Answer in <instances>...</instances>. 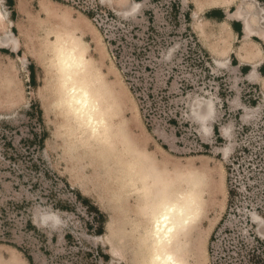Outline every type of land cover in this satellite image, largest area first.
Returning a JSON list of instances; mask_svg holds the SVG:
<instances>
[{
    "label": "rangeland",
    "instance_id": "rangeland-1",
    "mask_svg": "<svg viewBox=\"0 0 264 264\" xmlns=\"http://www.w3.org/2000/svg\"><path fill=\"white\" fill-rule=\"evenodd\" d=\"M64 44L100 104L115 80L98 133L60 100ZM169 190L202 204L184 264L264 241V0H0V264H153Z\"/></svg>",
    "mask_w": 264,
    "mask_h": 264
},
{
    "label": "bare ground",
    "instance_id": "bare-ground-1",
    "mask_svg": "<svg viewBox=\"0 0 264 264\" xmlns=\"http://www.w3.org/2000/svg\"><path fill=\"white\" fill-rule=\"evenodd\" d=\"M243 24L244 33L249 37L252 31L246 17ZM13 45L17 46L14 40ZM82 61L83 57L76 53L73 46L64 44L57 53V64L63 72L59 97L78 123L94 134L98 133L99 127L104 125L106 120L107 114L104 111L106 104L109 105L105 102L106 95L109 96L111 93L114 96L118 92L113 77L106 78L101 91L97 90L104 101L103 105L100 104L83 81V76L74 78L76 71L82 69L84 64ZM105 84L110 87L107 92ZM157 196L146 218L150 259L153 260V264H184L187 250L185 237L195 217L200 215L202 204L198 203L192 191L189 195H182L180 191L172 193V190H169L167 195L157 192ZM16 261L10 258L6 262L17 264Z\"/></svg>",
    "mask_w": 264,
    "mask_h": 264
},
{
    "label": "trees",
    "instance_id": "trees-1",
    "mask_svg": "<svg viewBox=\"0 0 264 264\" xmlns=\"http://www.w3.org/2000/svg\"><path fill=\"white\" fill-rule=\"evenodd\" d=\"M214 18L221 20L223 18L222 13L218 16L214 15ZM230 168H227V173L229 175ZM229 180V178H228ZM229 203H231L233 199L234 192L233 190H229ZM28 261L30 264L32 263V260L30 257H28ZM246 264H264V241L260 240L259 238H254V243L252 244L251 248L247 252L246 257Z\"/></svg>",
    "mask_w": 264,
    "mask_h": 264
},
{
    "label": "crops",
    "instance_id": "crops-1",
    "mask_svg": "<svg viewBox=\"0 0 264 264\" xmlns=\"http://www.w3.org/2000/svg\"><path fill=\"white\" fill-rule=\"evenodd\" d=\"M223 14V12H221ZM224 15V14H223Z\"/></svg>",
    "mask_w": 264,
    "mask_h": 264
}]
</instances>
